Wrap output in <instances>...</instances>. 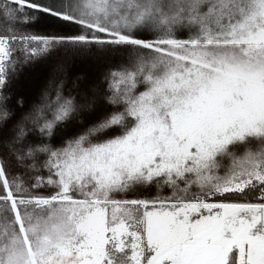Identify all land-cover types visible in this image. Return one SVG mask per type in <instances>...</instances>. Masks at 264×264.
Returning a JSON list of instances; mask_svg holds the SVG:
<instances>
[{"label":"trees","instance_id":"16d2710c","mask_svg":"<svg viewBox=\"0 0 264 264\" xmlns=\"http://www.w3.org/2000/svg\"><path fill=\"white\" fill-rule=\"evenodd\" d=\"M263 5L264 0H0V40L8 52L0 73V169L12 196L53 198L60 192V170L75 150L131 129L137 107L162 87L169 66H190L178 55L196 53L187 43L160 41L234 40L260 25L252 18L260 17ZM117 35L122 39L114 40ZM256 57L262 68L264 56ZM263 148L261 126L229 141L223 155ZM225 167L222 161L216 173ZM183 175L188 182L170 187L134 175L99 187L85 183L72 193L81 198L95 191L110 201L145 204L176 193L184 200L196 179ZM263 190L264 183L253 184L226 192L224 199L264 204Z\"/></svg>","mask_w":264,"mask_h":264},{"label":"rangeland","instance_id":"374dc122","mask_svg":"<svg viewBox=\"0 0 264 264\" xmlns=\"http://www.w3.org/2000/svg\"><path fill=\"white\" fill-rule=\"evenodd\" d=\"M252 20L260 25L234 40L160 41L195 47L196 53L178 55L190 66H169L170 76L137 107L121 138L75 150L60 170V192L53 198L12 196L0 169V264H151V243L157 241L169 248L166 264H178L173 246L180 230L209 224L214 205H263L224 199L226 192L264 183V148L223 155L229 141L264 127V66L253 61L264 56V8ZM7 56L0 40V73ZM222 161L226 167L216 173ZM185 172L196 180L184 200L176 193L147 204L110 201L95 191L81 198L72 193L85 183L99 187L134 175L170 187L188 182Z\"/></svg>","mask_w":264,"mask_h":264},{"label":"crops","instance_id":"0c3cea01","mask_svg":"<svg viewBox=\"0 0 264 264\" xmlns=\"http://www.w3.org/2000/svg\"><path fill=\"white\" fill-rule=\"evenodd\" d=\"M210 213L209 224L180 230L178 264H264V204H217ZM151 247V264L168 263L163 241Z\"/></svg>","mask_w":264,"mask_h":264}]
</instances>
